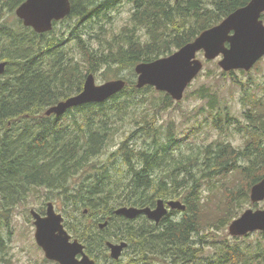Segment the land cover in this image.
<instances>
[{"label": "trees", "instance_id": "trees-1", "mask_svg": "<svg viewBox=\"0 0 264 264\" xmlns=\"http://www.w3.org/2000/svg\"><path fill=\"white\" fill-rule=\"evenodd\" d=\"M23 1L0 0V57L7 61L0 75V229L6 221L1 216L28 191L46 188L62 194L63 211L71 209L73 217L66 215L65 226L97 263L104 255L110 264H122L110 257L106 243L126 241L128 264H264L263 231L248 243L240 240L251 233L235 240L219 234L264 177V95L238 81L234 71L220 72L242 89V123L221 106L216 91L199 88L197 98L207 106L195 117L204 115L208 128L222 136L207 143L195 140L202 122L187 131L158 123L172 97L161 92L156 103L147 97L155 88H138L134 79L138 63L174 53L250 0H71V13L44 33L16 17ZM124 3L132 4L130 21L115 32L108 28L110 12ZM69 19L76 22L70 21L68 33H58ZM102 70L106 79H124L123 90L60 117L45 114L82 91L88 74ZM123 70L132 78L120 75ZM131 121L137 128L100 158ZM235 133L244 146L226 139ZM160 198L179 199L186 209L180 217L170 210L159 223L115 214L121 206L154 207Z\"/></svg>", "mask_w": 264, "mask_h": 264}, {"label": "water", "instance_id": "water-1", "mask_svg": "<svg viewBox=\"0 0 264 264\" xmlns=\"http://www.w3.org/2000/svg\"><path fill=\"white\" fill-rule=\"evenodd\" d=\"M70 0H24L16 9V15L25 26L43 33L53 28V22L65 18L71 13ZM264 0H250L246 5L231 12L217 25L204 30L193 41L185 44L174 53L150 62H140L135 66L137 87L146 85L158 91L167 92L174 100L183 98L189 84L203 69L204 61L198 58L204 53L205 60L219 57L223 71L242 69L249 71L264 57ZM7 62H0V74L5 72ZM126 86L122 78L108 80L102 84L96 82L95 75L86 76L82 91L60 100L45 111L46 115L61 116L67 110L80 105L104 102ZM2 134L0 131V143ZM250 199L253 203L264 200V177L252 185ZM170 209L184 211L186 205L177 199L165 201L160 198L155 207L121 206L116 215L134 219L140 214L159 223ZM36 226L35 238L44 250L45 256L59 264H96L85 251V245L73 238L64 225V217L55 210L53 202L47 203L46 215L31 210ZM107 222L101 223L104 228ZM232 236H246L255 231L264 232V208H248L228 226ZM65 238L67 243H64ZM113 259L121 258L127 248L126 241H108Z\"/></svg>", "mask_w": 264, "mask_h": 264}, {"label": "rangeland", "instance_id": "rangeland-1", "mask_svg": "<svg viewBox=\"0 0 264 264\" xmlns=\"http://www.w3.org/2000/svg\"><path fill=\"white\" fill-rule=\"evenodd\" d=\"M131 10L132 4L124 3L119 8L110 12L112 14V22L109 24L108 28L114 30L115 32H119L120 29L130 21ZM13 18L14 14L9 17V21H12ZM70 21L71 20L69 19L68 22L62 25H60L59 22V30L57 32L68 33V24L70 23ZM71 22L73 25L76 20L74 19V22ZM81 28L85 29V26L81 25ZM86 31H90L92 33L94 32L93 30ZM71 45H74V53L76 54L77 59H80L81 53L78 51L75 42L71 43ZM93 45H98V42L93 41ZM198 58L204 61L203 69L186 88L183 98L181 100L176 101L172 98L174 102L169 107L164 108L163 110H160L158 112V123L162 124L164 127L166 126V124H174V129H183L187 131L188 129H191L193 127V124L196 121L202 122L203 128L198 133L199 137L196 136L195 140H204L207 141V143H210L214 140L222 138V136L217 133V131L213 129L210 130L208 128L207 124L205 123L204 115H201L198 118L195 117L198 111H200L203 107L207 106L206 100L197 98L196 91L203 85L212 88L220 96V100H222L221 106L223 107L226 104L229 107L234 118L240 120L243 123L244 119L242 116V112L244 110V107L241 102L242 89L240 85H236L235 83H233L232 79L227 77V75L223 76L220 74V72H223L222 68L218 63L221 57L211 60L208 63L206 62L207 60L204 59V53L200 52L198 54ZM234 72L235 75L238 76V81L242 80L246 85H250L249 87L251 89L257 91L260 95H264V57L260 61H258V63L249 71H245V73H243L241 70H235ZM94 75L98 84H102L108 80L117 79L110 78V76V79H106L103 70L94 73ZM120 75L132 78V74L129 70H123ZM134 79L137 81V75L136 77H134ZM155 90L156 91L147 92V97L150 100L158 103V101L162 99L160 93L164 91H158L156 88ZM151 107L152 105L149 102L147 104L146 109L152 110ZM140 116L141 114H139L137 117ZM136 128L137 125L134 121L124 123L120 127V132H118L114 137V144L110 145L104 152V154L100 156V158H104L108 156L109 153L115 151L120 141L122 139H125V133L129 134ZM193 135L194 133H191L189 137H192ZM226 139H230L236 146H244V138L239 133H235L232 136H227ZM217 185L220 186L219 183H217ZM26 195L27 196L25 200H20L12 207L10 211L4 213L10 216L9 223L11 224V226L9 224L8 226L9 229H11L12 227V240L10 242V250L7 251V254L5 256L7 259H3L2 253H0V264H57L48 260L45 257V254L41 247L37 244L35 239V226L33 224V218L30 214V211L31 209H36L40 211L43 208H46L48 201H52L55 204L56 210L58 212H61L64 215L65 219H67V216L71 215L72 210L67 209L68 214L63 211V202L60 199L62 197V194H59L58 191L51 192L46 188H40L37 191H34L33 194H30V191H28ZM248 208H264V200L259 203H253L250 199V201L245 204V207H243L242 213ZM176 216L180 217L181 213L179 212ZM69 218L71 220L73 219L72 216H69ZM70 233L73 235L71 231ZM219 234H229L230 238L235 240L233 236L229 233L228 228L225 232L222 231L219 232ZM260 238V233L256 231L251 233L249 237H242L240 241L243 243L256 242ZM121 258L122 264L129 263L128 255L122 254ZM108 263L109 262L105 261V256L102 255L101 260H99L97 264Z\"/></svg>", "mask_w": 264, "mask_h": 264}, {"label": "flooded vegetation", "instance_id": "flooded-vegetation-1", "mask_svg": "<svg viewBox=\"0 0 264 264\" xmlns=\"http://www.w3.org/2000/svg\"><path fill=\"white\" fill-rule=\"evenodd\" d=\"M3 61H5V60L0 57V62H3ZM11 209L12 208H10V210ZM36 211L42 216L46 215V208H43L40 211H38V210H36ZM30 214H31V212H30ZM31 216H32V214H31ZM139 216H144V214H141ZM1 217H3L6 221H5V226L0 229V235H1V239H0L1 240L0 241V253H2L3 259H7L5 256L7 254V251L10 250V242L12 240V237H11V235H12V227H11V229H9V226H6L7 223L11 226V224L9 223V221H10L9 220V218H10L9 215L5 214V215H2ZM32 218H33V224H34V217L32 216ZM55 263H57V262H55ZM57 264H59V263H57Z\"/></svg>", "mask_w": 264, "mask_h": 264}, {"label": "snow or ice", "instance_id": "snow-or-ice-1", "mask_svg": "<svg viewBox=\"0 0 264 264\" xmlns=\"http://www.w3.org/2000/svg\"><path fill=\"white\" fill-rule=\"evenodd\" d=\"M64 243L66 244L67 243V239L65 238V240H64Z\"/></svg>", "mask_w": 264, "mask_h": 264}, {"label": "bare ground", "instance_id": "bare-ground-1", "mask_svg": "<svg viewBox=\"0 0 264 264\" xmlns=\"http://www.w3.org/2000/svg\"><path fill=\"white\" fill-rule=\"evenodd\" d=\"M136 234V233H135Z\"/></svg>", "mask_w": 264, "mask_h": 264}]
</instances>
